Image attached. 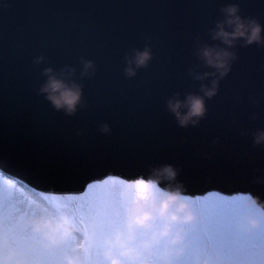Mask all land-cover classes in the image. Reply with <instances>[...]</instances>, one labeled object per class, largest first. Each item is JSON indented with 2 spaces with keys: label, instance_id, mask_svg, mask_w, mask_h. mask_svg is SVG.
Instances as JSON below:
<instances>
[{
  "label": "water",
  "instance_id": "water-1",
  "mask_svg": "<svg viewBox=\"0 0 264 264\" xmlns=\"http://www.w3.org/2000/svg\"><path fill=\"white\" fill-rule=\"evenodd\" d=\"M228 3L264 25V0H0V169L37 188L77 190L107 171L148 177L171 165L177 176L165 184L264 202V144L253 142L264 131V47L237 46L195 126L167 109L208 85L196 50L219 45L210 31ZM145 48L151 59L137 67ZM83 61L93 63L86 73ZM46 68L81 86L73 114L38 94Z\"/></svg>",
  "mask_w": 264,
  "mask_h": 264
},
{
  "label": "clouds",
  "instance_id": "clouds-1",
  "mask_svg": "<svg viewBox=\"0 0 264 264\" xmlns=\"http://www.w3.org/2000/svg\"><path fill=\"white\" fill-rule=\"evenodd\" d=\"M223 19L217 20L210 31L213 41L219 45L201 44L196 54L205 68L210 69L198 79H208L201 85L202 95L188 94L183 101L169 99L167 109L181 127L195 126L206 115L205 99H211L219 91L220 81L229 75L232 63L237 60L235 49L255 44L264 47V25L253 17L240 15L238 3H228L220 8ZM42 58L38 57L39 63ZM151 51L145 48L137 52L135 64L146 66ZM84 72L93 68L92 61H83ZM264 70V65L260 66ZM128 76L134 75L131 67ZM47 80L38 89L57 110L71 115L81 103L82 88L68 84L44 70ZM253 102H256L253 99ZM105 130L106 126H105ZM255 144H264V131L254 135ZM177 171L167 165L154 169L147 177L122 180L125 184H142V193L118 197L116 203L97 215L77 204L74 194L49 193L36 197L29 187L15 185L19 198L11 216L14 228L7 234L0 228V264H185L189 249V236L206 223L204 211L194 200L185 195L182 187L170 183ZM108 180L116 179L109 176ZM106 181H89L80 195L96 184ZM164 186H161V185ZM210 190L207 197L216 195ZM228 196L227 193H220ZM239 209H233L231 226L240 234L252 235L264 229V202L244 194Z\"/></svg>",
  "mask_w": 264,
  "mask_h": 264
},
{
  "label": "rangeland",
  "instance_id": "rangeland-1",
  "mask_svg": "<svg viewBox=\"0 0 264 264\" xmlns=\"http://www.w3.org/2000/svg\"><path fill=\"white\" fill-rule=\"evenodd\" d=\"M8 179L0 176V196H3L4 201L5 234L9 231V218L14 212L20 195L15 191V185H19ZM100 187L104 188L95 191V201L87 199L83 194L74 195L75 201H69V203L77 204L88 212L97 211L104 205L103 198L116 202L118 197H123L118 191L127 187H131V191L133 190L129 194L138 193L135 184L123 185L114 179L106 180ZM40 193L46 200L48 199V193ZM33 195L39 197V195ZM239 197L242 196L231 195L222 201L199 207L205 213L206 223L203 228L198 227L190 234L185 264H264V254L261 253V246L264 245V229L257 230L249 236L238 233L231 226V221L234 218L233 209H239L242 204V199H238ZM84 201L85 205L89 204V206H83ZM196 201L195 199V204ZM67 202L62 201L61 203ZM111 204L113 205V203ZM111 204L107 202L106 208Z\"/></svg>",
  "mask_w": 264,
  "mask_h": 264
},
{
  "label": "snow or ice",
  "instance_id": "snow-or-ice-1",
  "mask_svg": "<svg viewBox=\"0 0 264 264\" xmlns=\"http://www.w3.org/2000/svg\"><path fill=\"white\" fill-rule=\"evenodd\" d=\"M137 192L142 193L145 186L136 184ZM0 228L4 229V201L3 196H0ZM14 225L11 224V217L9 218V230L13 229ZM261 253L264 254V245L261 246ZM48 264H54V260L49 258Z\"/></svg>",
  "mask_w": 264,
  "mask_h": 264
}]
</instances>
